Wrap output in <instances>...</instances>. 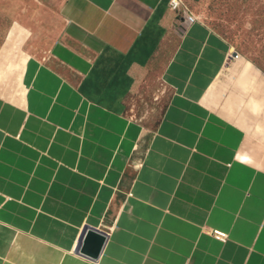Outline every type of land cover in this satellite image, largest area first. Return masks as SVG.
<instances>
[{
	"label": "crops",
	"instance_id": "0c3cea01",
	"mask_svg": "<svg viewBox=\"0 0 264 264\" xmlns=\"http://www.w3.org/2000/svg\"><path fill=\"white\" fill-rule=\"evenodd\" d=\"M184 1L190 26L170 0H64L54 38L14 64L6 43L0 264H264V74ZM153 86L155 123L132 111Z\"/></svg>",
	"mask_w": 264,
	"mask_h": 264
},
{
	"label": "rangeland",
	"instance_id": "374dc122",
	"mask_svg": "<svg viewBox=\"0 0 264 264\" xmlns=\"http://www.w3.org/2000/svg\"><path fill=\"white\" fill-rule=\"evenodd\" d=\"M63 1L0 0V56L6 43L7 46L15 43L19 47L8 48L11 51L3 58L7 64L17 62L18 55V58L25 56L26 45L34 38H54L61 26L59 11ZM197 13L212 29L224 36L243 58L252 61L264 74V0H203L198 5ZM152 89L154 96L148 97L143 93L132 106V111L140 119L150 112L151 121L155 123L169 94L161 86H153Z\"/></svg>",
	"mask_w": 264,
	"mask_h": 264
},
{
	"label": "water",
	"instance_id": "95a60500",
	"mask_svg": "<svg viewBox=\"0 0 264 264\" xmlns=\"http://www.w3.org/2000/svg\"><path fill=\"white\" fill-rule=\"evenodd\" d=\"M105 240L106 234L104 232L90 226H85L82 229L75 252L96 260Z\"/></svg>",
	"mask_w": 264,
	"mask_h": 264
},
{
	"label": "built area",
	"instance_id": "2783aa9c",
	"mask_svg": "<svg viewBox=\"0 0 264 264\" xmlns=\"http://www.w3.org/2000/svg\"><path fill=\"white\" fill-rule=\"evenodd\" d=\"M169 5L171 10L176 12L178 17L181 18V24L190 26L198 22V17L184 0H170ZM239 57H241V55L234 48H231L228 59H239ZM212 235L221 242H226L228 240V234L219 230H213Z\"/></svg>",
	"mask_w": 264,
	"mask_h": 264
}]
</instances>
